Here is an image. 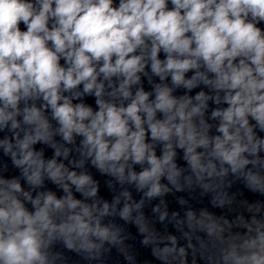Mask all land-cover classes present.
<instances>
[{"label":"clouds","instance_id":"1","mask_svg":"<svg viewBox=\"0 0 264 264\" xmlns=\"http://www.w3.org/2000/svg\"><path fill=\"white\" fill-rule=\"evenodd\" d=\"M0 133L19 173L0 174V264H56V242L89 260L123 252L117 216L162 264H187L142 209L173 189L216 193L229 175L264 195V0H0ZM90 168L119 185L111 202ZM247 211L217 264H264V204ZM152 212L169 215L163 199ZM177 215L221 241L233 227Z\"/></svg>","mask_w":264,"mask_h":264}]
</instances>
